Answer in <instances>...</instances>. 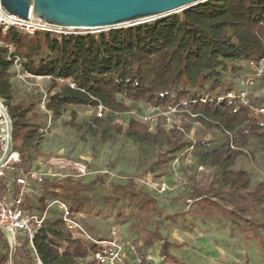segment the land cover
Returning <instances> with one entry per match:
<instances>
[{
  "label": "trees",
  "instance_id": "obj_1",
  "mask_svg": "<svg viewBox=\"0 0 264 264\" xmlns=\"http://www.w3.org/2000/svg\"><path fill=\"white\" fill-rule=\"evenodd\" d=\"M0 36L4 42L16 45L25 67L39 75H50L42 80L45 91L24 86L20 92L8 50L0 45V96L12 117L26 170L34 169L43 154L48 121L59 119L67 111L71 114L69 124L80 127L77 107H108L106 116L85 121L87 130L106 139L112 136L114 115L119 112H130L135 107L140 111V104L159 110L176 108L219 129L221 140L189 139L177 125L167 124L168 116H160L152 129L149 121L130 117L126 136L135 144H166L159 160L163 164L181 157L178 168L187 176L181 193L186 192L188 212H223L234 222L240 221L250 235L264 240V178L252 186L251 173L235 167L241 157L256 159L258 153L264 155V112L256 113L253 108H264V70L249 89L248 103L228 96L242 89V79L252 75L250 62L264 58V0H206L158 19L95 32L28 33L10 28ZM61 78H69L70 82H62ZM44 94L47 102L41 108ZM186 157L189 161L184 163ZM201 166L214 170L210 180L204 171L206 179L197 178L195 173ZM173 167L171 164L169 176H174ZM165 174H157L156 183ZM129 181L113 185L116 193L108 198L138 200L141 207L154 202L143 195L133 178ZM104 182L102 175L90 180L84 175L46 177L36 183L38 193L26 195L20 207L26 214L43 213L52 200L61 199L74 213L88 215L92 212L91 194ZM16 191L15 187L7 193L0 186V198L14 197ZM161 221L133 240L143 257L142 264H152L146 255L157 242H161L162 264L179 261L171 252L176 243L159 231ZM95 236L105 238L98 233ZM34 243L43 264H80L86 258L95 264L91 244L73 236L57 206L48 208ZM9 255L10 245L3 236L0 264H8ZM12 260L13 264H38L27 253V243L20 236Z\"/></svg>",
  "mask_w": 264,
  "mask_h": 264
},
{
  "label": "rangeland",
  "instance_id": "obj_2",
  "mask_svg": "<svg viewBox=\"0 0 264 264\" xmlns=\"http://www.w3.org/2000/svg\"><path fill=\"white\" fill-rule=\"evenodd\" d=\"M68 30L90 31L83 28ZM245 80L242 79L241 87L246 85ZM14 82L20 92L25 89L19 80L15 79ZM140 107V111L135 107L130 112L113 114L117 116L115 126L111 130L112 136L106 139L87 130L85 121L94 114L88 107H77L80 127L69 124L70 111L59 119L49 120V130L42 142L43 154L38 157L34 169L50 177L59 173V179L67 175H84L85 180L100 175L104 177L105 182L98 186L96 193L91 194L92 212L82 215L88 223L85 227L92 230L93 235L98 233L99 236L111 237L116 233L118 238L135 240L142 232L147 233V229L153 230L161 219L159 231L176 243L171 252L179 258L178 262L167 261L165 264H264V240L250 235L240 221L234 222L223 212H188L186 192L181 193V189H185L183 185L186 184L187 176L175 167L172 169L174 176H169L174 160L167 164L159 161L160 154L167 148L166 144H135L125 134L130 117L149 121L152 129L155 122L161 119L160 116H168L165 118L167 124L177 125L189 139L205 138L217 143L221 140V131L204 125L194 115H186L182 110H159L142 104ZM253 108L256 113H262L257 106ZM235 167L247 169L251 173V185L256 186L264 178V155L258 153L256 159L241 157ZM198 169L195 173L198 179H206L202 176L203 171L209 176L208 180L212 178L214 170L208 167ZM164 171L166 174L156 183L158 180L155 176ZM131 178L143 195L147 199L153 198L154 202L144 203L141 207L142 203L138 200L126 198L111 201L108 198L116 193L113 185L128 184ZM163 183H166L165 190L162 189ZM150 205H154L155 209ZM160 248L161 242H157L149 251L152 264H162ZM89 260L82 259L80 264H91Z\"/></svg>",
  "mask_w": 264,
  "mask_h": 264
},
{
  "label": "built area",
  "instance_id": "obj_3",
  "mask_svg": "<svg viewBox=\"0 0 264 264\" xmlns=\"http://www.w3.org/2000/svg\"><path fill=\"white\" fill-rule=\"evenodd\" d=\"M34 14L30 12L29 19L22 18L12 13L6 12L2 8V0H0V34H6L10 28H16L28 33H34L37 30H46L58 34L77 33L78 31L68 30L71 28L58 27L47 23L33 22ZM77 29V28H76ZM100 29H91L95 32ZM80 32V31H79ZM0 45H4L8 50V57L12 61V68L15 72V78L19 80L25 87L29 89H37L45 91L42 80L50 78V75H39L25 67L22 57L16 52V45L11 42H4L0 36ZM250 67L253 71L252 75L246 78V84L239 91H231L229 97H239L247 102L249 87L256 78H258L264 70V58L259 62L251 61ZM62 82H70L69 78H61ZM74 86V83H71ZM47 95L44 94L40 107L45 108ZM257 109L264 112V108ZM171 110L177 111L176 108ZM93 116L101 118L106 116L109 108L103 104H99L92 109ZM186 157L184 162H188ZM182 162L181 157L174 159V167L178 168ZM23 159L20 151V143L14 134L13 120L4 99L0 96V186L7 193L17 188L16 195L10 197L5 195L0 198V245L2 237L5 236L10 245V255L8 264H13L12 254L15 246L18 244V236L22 242L27 243V253L37 261L43 264L37 247L34 243L36 232L41 228L48 214V208L57 206L62 211L63 221L68 229L76 238L86 240L91 244V259L95 264H142L143 257L138 253L136 243L131 239L118 238L116 233L111 237L98 238L93 235L83 224L81 220L82 213H74L67 202L61 199H54L49 203L48 208L43 213L26 214L20 207L24 197L32 196L38 193L39 188L37 182H41L48 177L45 173L38 170H26L22 165ZM200 168L203 169V166ZM82 172L83 169H81ZM81 174V173H80ZM176 174V173H175ZM60 175L55 173L54 176ZM50 177V176H49ZM162 189H166V183H163ZM152 255L148 253L146 259L150 260Z\"/></svg>",
  "mask_w": 264,
  "mask_h": 264
},
{
  "label": "water",
  "instance_id": "obj_4",
  "mask_svg": "<svg viewBox=\"0 0 264 264\" xmlns=\"http://www.w3.org/2000/svg\"><path fill=\"white\" fill-rule=\"evenodd\" d=\"M206 0H2L4 11L58 27L108 29L144 23Z\"/></svg>",
  "mask_w": 264,
  "mask_h": 264
},
{
  "label": "crops",
  "instance_id": "obj_5",
  "mask_svg": "<svg viewBox=\"0 0 264 264\" xmlns=\"http://www.w3.org/2000/svg\"><path fill=\"white\" fill-rule=\"evenodd\" d=\"M151 250H152V249H151ZM151 250H150V251H151Z\"/></svg>",
  "mask_w": 264,
  "mask_h": 264
}]
</instances>
